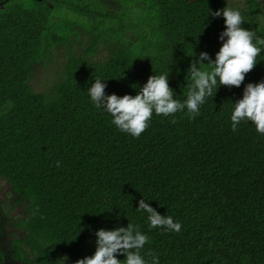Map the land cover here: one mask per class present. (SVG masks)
Listing matches in <instances>:
<instances>
[{
	"label": "trees",
	"instance_id": "trees-1",
	"mask_svg": "<svg viewBox=\"0 0 264 264\" xmlns=\"http://www.w3.org/2000/svg\"><path fill=\"white\" fill-rule=\"evenodd\" d=\"M227 5L264 40V0H0V238L11 237V263L75 264L94 253L96 230L131 220L160 264H264V135L230 120L244 86L264 80V44L240 87L218 84L195 118L153 114L138 138L86 91L100 77L106 94L135 95L170 71L184 100L195 54L214 59L222 43L224 17L208 10ZM142 198L181 230L150 228Z\"/></svg>",
	"mask_w": 264,
	"mask_h": 264
},
{
	"label": "clouds",
	"instance_id": "clouds-1",
	"mask_svg": "<svg viewBox=\"0 0 264 264\" xmlns=\"http://www.w3.org/2000/svg\"><path fill=\"white\" fill-rule=\"evenodd\" d=\"M209 15L224 17L226 27L219 34L222 43L214 59L207 51L195 54V60L186 70L188 93L184 100L176 98L174 89L169 85L168 71L155 72L142 86L133 85L134 89H138L135 95L106 94L107 80L97 77L86 89L90 102L95 108L110 115L111 123L119 131L138 138L149 126L153 114L172 117L174 122V114L186 110L190 118H195L218 84L240 87L246 74L255 67L256 58L262 51L257 45L264 44V40L256 38L252 30L243 26V17L238 8L227 5L214 12L209 9ZM232 104V131L238 130L242 121H251L256 132L264 135V80L247 83L242 98ZM148 201L140 199L136 210L146 214L150 228H161L169 232L181 230L180 221L170 215H162ZM94 235V253L76 260L75 264H160L158 254L150 253V259H146L141 253L148 236L131 220L126 227L100 228ZM117 254H123L125 258L118 259Z\"/></svg>",
	"mask_w": 264,
	"mask_h": 264
},
{
	"label": "rangeland",
	"instance_id": "rangeland-1",
	"mask_svg": "<svg viewBox=\"0 0 264 264\" xmlns=\"http://www.w3.org/2000/svg\"><path fill=\"white\" fill-rule=\"evenodd\" d=\"M62 61H63L62 51H58L57 57L55 59H53L51 61H45L47 64L50 65V68H48L49 67L48 65L45 66L46 69L48 68V72H47V75H48L47 78L48 79L53 77L54 72L58 69L59 63L62 62ZM51 67L54 68V71H53V69L51 70ZM44 74L45 73H43V72H41L39 70L37 75L35 76L36 80L37 81H43V79H46V75H44ZM8 186L9 185H7L6 180L0 179V200H1V198H3L5 193L9 191V187ZM4 200H6V197L3 198L1 201H4ZM19 209L21 210L22 208H19Z\"/></svg>",
	"mask_w": 264,
	"mask_h": 264
},
{
	"label": "flooded vegetation",
	"instance_id": "flooded-vegetation-1",
	"mask_svg": "<svg viewBox=\"0 0 264 264\" xmlns=\"http://www.w3.org/2000/svg\"><path fill=\"white\" fill-rule=\"evenodd\" d=\"M194 1V0H192ZM102 4L108 6L109 8L115 7V5L118 4V0H101ZM11 237L5 233L2 234V237L0 238V252L5 256L2 257L4 259L3 264H13L10 262V259L8 258V253L10 254L11 251ZM1 259V260H2Z\"/></svg>",
	"mask_w": 264,
	"mask_h": 264
},
{
	"label": "water",
	"instance_id": "water-1",
	"mask_svg": "<svg viewBox=\"0 0 264 264\" xmlns=\"http://www.w3.org/2000/svg\"><path fill=\"white\" fill-rule=\"evenodd\" d=\"M42 1V0H41Z\"/></svg>",
	"mask_w": 264,
	"mask_h": 264
}]
</instances>
